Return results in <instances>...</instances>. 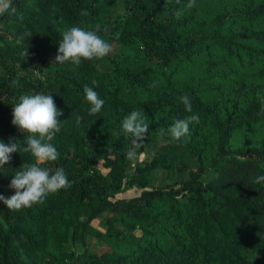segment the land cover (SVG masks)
<instances>
[{
    "label": "trees",
    "instance_id": "trees-1",
    "mask_svg": "<svg viewBox=\"0 0 264 264\" xmlns=\"http://www.w3.org/2000/svg\"><path fill=\"white\" fill-rule=\"evenodd\" d=\"M202 2L177 18L188 0H13L16 14L0 16V140L26 138L11 123L20 95L51 94L63 115L51 142L59 159L46 167H62L71 181L30 208L0 202V264H264V182L255 183L264 175V144L232 142L237 131L264 123V82L242 72L264 81V29H256L264 0H239L226 19L202 18ZM96 24L112 45L108 56L50 64L66 30ZM25 31L32 37L19 46ZM202 57V84L214 80L206 88L219 99L173 84ZM85 85L105 101L96 115H88ZM185 94L192 113L179 99ZM138 109L149 124L141 150L157 148L148 163L124 152L121 123ZM192 114L199 123L190 124L189 137H158L157 129ZM25 161L33 162L30 154L14 153L0 169V194H14L8 186ZM158 170L171 182L149 189ZM127 188L138 195L117 197ZM91 236L110 247H88ZM77 244L86 247L80 258Z\"/></svg>",
    "mask_w": 264,
    "mask_h": 264
},
{
    "label": "clouds",
    "instance_id": "clouds-1",
    "mask_svg": "<svg viewBox=\"0 0 264 264\" xmlns=\"http://www.w3.org/2000/svg\"><path fill=\"white\" fill-rule=\"evenodd\" d=\"M195 6L196 0H188L184 8L177 11V18L182 15L183 10H190ZM16 11L13 0H0V16L15 15ZM80 14L90 15L86 10H82ZM99 31V24H96L92 30L78 26L66 30L58 43V51L54 57L53 65H60L67 61L79 65L82 60H102L108 56L113 51L112 45L98 35ZM26 37H32V34L28 31L22 32L17 37L16 44L23 46ZM116 38H119V34H116ZM28 49L29 47L21 53L25 59L29 55ZM31 71L33 75L41 77L40 69L32 68ZM91 83L94 86L97 85L96 80ZM83 93L85 100L90 105L88 115L100 113L105 101L100 98L94 88L85 85ZM179 99L185 110L192 113L190 97L185 94ZM261 111L264 113V108ZM62 115L63 112L57 108L51 94H22L19 96L18 102L12 106L11 123L25 134L26 138L23 143L14 138H10L8 143L0 140V168L11 163L14 153L30 154L33 162L25 161L18 170L14 171L8 186L14 190L13 195L6 197L0 194V202L9 210L19 211L43 203L48 195L71 186V181L62 167H57L54 170L46 167L59 159L60 154L51 142L61 131L62 123L59 117ZM81 119L82 117H76L77 124ZM147 121L148 117L142 109L131 111L122 120L123 136L128 141L124 152L129 161H136L143 155L140 150L145 146L146 134L149 131ZM193 122L199 123L198 115L192 114L183 119H177L167 129H157L158 137L163 140L165 136H169L173 142L184 140L190 136V124ZM113 135L119 137L121 133L114 131ZM261 182H264V175L257 176L255 179V183Z\"/></svg>",
    "mask_w": 264,
    "mask_h": 264
},
{
    "label": "rangeland",
    "instance_id": "rangeland-1",
    "mask_svg": "<svg viewBox=\"0 0 264 264\" xmlns=\"http://www.w3.org/2000/svg\"><path fill=\"white\" fill-rule=\"evenodd\" d=\"M235 6H239V0H203L201 5V14L204 19H211L214 17H221L222 19H226L230 16L232 10H234ZM256 29H264L263 23H258ZM55 55L50 58V64L53 65ZM219 57H221L219 55ZM205 57L200 58L197 61L193 60V63L185 65L178 75H176L173 79V84L178 87H190L196 89L204 98L207 97H216L219 99V95L214 92L207 90L208 86H214V80L209 81L208 85L203 86L202 78H203V70H204ZM243 75L245 78H248L250 81H254L255 84L263 83L264 81L255 75V73H250L249 71H243ZM0 74H4L3 70L0 68ZM239 82V80H238ZM235 83V82H234ZM237 84V83H235ZM230 86V85H229ZM233 144L235 146H243V145H261L264 144V123H260L256 126L249 127L240 131H237L233 137ZM155 146L145 147L143 150V155L138 159L141 162H150L155 156L156 151ZM103 169V167H102ZM106 173L107 170L103 169ZM171 181L168 180L167 174L165 171L158 170L153 173L152 180L149 185V189H154L158 187H164L168 185ZM139 193L136 189L127 188L124 193L119 194L117 197L119 198H133L137 196ZM94 227L97 230L105 231L106 226L104 225L102 220H96L93 223ZM90 245L88 247L97 249V251L105 250L109 248L106 242L97 240L94 237L89 238ZM85 246L82 244H77L75 246L76 253L78 258L81 257L82 253L85 250Z\"/></svg>",
    "mask_w": 264,
    "mask_h": 264
},
{
    "label": "built area",
    "instance_id": "built-area-1",
    "mask_svg": "<svg viewBox=\"0 0 264 264\" xmlns=\"http://www.w3.org/2000/svg\"><path fill=\"white\" fill-rule=\"evenodd\" d=\"M1 169V168H0Z\"/></svg>",
    "mask_w": 264,
    "mask_h": 264
}]
</instances>
